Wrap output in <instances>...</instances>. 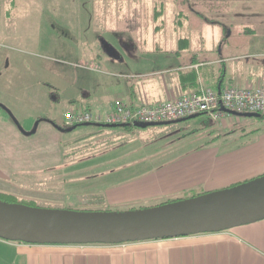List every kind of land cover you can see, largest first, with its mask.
<instances>
[{"label":"crops","instance_id":"crops-1","mask_svg":"<svg viewBox=\"0 0 264 264\" xmlns=\"http://www.w3.org/2000/svg\"><path fill=\"white\" fill-rule=\"evenodd\" d=\"M168 2L174 6L171 18L178 24L179 19L195 15L217 23L220 30H154L152 40L141 39L145 55L140 67L130 71L100 70L90 62L89 80L81 95L69 101L68 109L107 110L116 100L158 103L193 94L201 85L217 90L264 82V0ZM158 6L152 14L163 19L164 0ZM92 78L103 88L101 93ZM9 107L0 104L5 112H0V181L33 168L63 164L62 134L70 130L45 117L29 127L15 117L17 124ZM256 135L240 143L239 137L228 135L218 144L208 142L165 163L161 170L113 182L103 190L104 201L111 208L187 190L209 192L264 174V131ZM0 264H264V218L215 232L121 243H26L0 238Z\"/></svg>","mask_w":264,"mask_h":264},{"label":"rangeland","instance_id":"rangeland-1","mask_svg":"<svg viewBox=\"0 0 264 264\" xmlns=\"http://www.w3.org/2000/svg\"><path fill=\"white\" fill-rule=\"evenodd\" d=\"M158 1L0 0V104H8L27 127L39 117L63 125L67 104L81 95L82 85L89 80L86 70H91L87 67L90 62L100 70H134L145 55L143 41L152 40L154 30L221 28L195 15L179 19L178 24L171 18L174 6H168V0H164L163 19L154 17ZM91 81L101 93L103 88L94 78ZM0 112L5 113L2 108ZM263 131L264 114L225 112L218 118L203 113L145 127L78 125L62 134L63 164L33 168L9 181L1 180L0 195L40 207L70 209H121L158 203L181 197L183 192L108 208L103 190L113 182L161 170L208 142L218 144L234 135L240 143Z\"/></svg>","mask_w":264,"mask_h":264},{"label":"water","instance_id":"water-1","mask_svg":"<svg viewBox=\"0 0 264 264\" xmlns=\"http://www.w3.org/2000/svg\"><path fill=\"white\" fill-rule=\"evenodd\" d=\"M225 112L260 116L258 112ZM15 122L18 121L11 113ZM135 122L134 126L182 121ZM117 126L113 124L84 125ZM20 126V125H19ZM61 128L64 131L73 129ZM264 218V174L222 189L128 209H70L0 198V238L26 243H121L215 232Z\"/></svg>","mask_w":264,"mask_h":264},{"label":"built area","instance_id":"built-area-1","mask_svg":"<svg viewBox=\"0 0 264 264\" xmlns=\"http://www.w3.org/2000/svg\"><path fill=\"white\" fill-rule=\"evenodd\" d=\"M226 109L264 114V82L244 87L226 85L217 90L201 85L193 94H181L158 103L145 99L137 103L116 100L107 110L68 109L62 126L71 128L85 123L132 126L135 122L171 121L203 113L218 118Z\"/></svg>","mask_w":264,"mask_h":264},{"label":"trees","instance_id":"trees-1","mask_svg":"<svg viewBox=\"0 0 264 264\" xmlns=\"http://www.w3.org/2000/svg\"><path fill=\"white\" fill-rule=\"evenodd\" d=\"M126 127H129V126H126ZM197 194H199V193L198 192H193L191 190H187V191L183 192V195L181 197H176V198H172V199H166V200L160 201V203L165 202V201L175 200V199H178V198H184V197H188V196H192V195H197ZM0 196L5 197L4 200L18 201V200L7 199V198H11V197L8 196V195L6 196L5 194H1ZM1 199H3V198H1ZM18 202H22V203L29 204V205H34L31 201H27V200H19Z\"/></svg>","mask_w":264,"mask_h":264}]
</instances>
